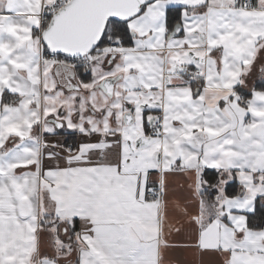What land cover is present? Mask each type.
I'll return each mask as SVG.
<instances>
[{
    "label": "snow or ice",
    "instance_id": "6c2138e0",
    "mask_svg": "<svg viewBox=\"0 0 264 264\" xmlns=\"http://www.w3.org/2000/svg\"><path fill=\"white\" fill-rule=\"evenodd\" d=\"M0 264H264V0H0Z\"/></svg>",
    "mask_w": 264,
    "mask_h": 264
},
{
    "label": "crops",
    "instance_id": "0c3cea01",
    "mask_svg": "<svg viewBox=\"0 0 264 264\" xmlns=\"http://www.w3.org/2000/svg\"><path fill=\"white\" fill-rule=\"evenodd\" d=\"M192 257H191V254H189V259H191Z\"/></svg>",
    "mask_w": 264,
    "mask_h": 264
}]
</instances>
